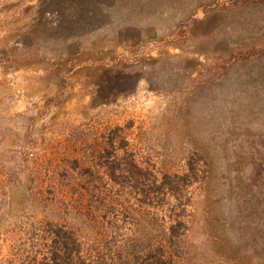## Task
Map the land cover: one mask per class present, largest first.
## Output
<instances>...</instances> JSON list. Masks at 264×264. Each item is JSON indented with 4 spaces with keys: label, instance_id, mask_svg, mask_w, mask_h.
Listing matches in <instances>:
<instances>
[{
    "label": "trees",
    "instance_id": "obj_1",
    "mask_svg": "<svg viewBox=\"0 0 264 264\" xmlns=\"http://www.w3.org/2000/svg\"><path fill=\"white\" fill-rule=\"evenodd\" d=\"M108 1L74 0L77 11H55L53 18L38 7L29 31L14 43L31 54L40 30L50 26L49 39L73 45L80 33L107 21L101 5ZM227 2L264 7V0ZM206 6L202 17L191 15L190 25L155 39L167 48L157 56L106 61L88 80L93 107L134 95L142 81L150 91L181 98L174 118L187 143L183 168L155 170L127 148L119 127L105 135L102 173L71 171L67 187L54 179L44 187L48 174H22L0 157V209L25 202L32 213L17 239L25 236L22 252L18 242L13 256L0 250V264H189L193 252L206 264H264V31L237 32L226 21L230 11ZM121 32L134 43L144 38L138 28ZM117 209L134 212L140 227L156 224L161 238L145 248L135 238L114 251L92 253L83 222L105 221Z\"/></svg>",
    "mask_w": 264,
    "mask_h": 264
},
{
    "label": "rangeland",
    "instance_id": "obj_2",
    "mask_svg": "<svg viewBox=\"0 0 264 264\" xmlns=\"http://www.w3.org/2000/svg\"><path fill=\"white\" fill-rule=\"evenodd\" d=\"M205 3V11H230L226 21L237 32L264 31L263 6L233 8L227 0H109L101 5L107 21L80 33L73 45L63 38L49 39L51 28L47 26L40 30L42 34L28 54L14 41L17 35L29 31L37 8L46 11L47 18H53L55 11L71 15L77 11L74 0H0V157L22 174H48L44 187L53 179L67 187L71 171L102 173L98 160L107 154L103 149L105 135L119 127L127 148L141 161L154 163L155 170H181L187 143L177 135L174 118L181 98L150 91L142 81L134 95L93 107L89 104L88 80L93 67L106 61L133 62L157 56L167 48L155 39L176 34L182 23L190 25L191 15L202 17ZM127 28L142 30L143 40L131 41L129 33L121 32ZM59 79L65 80L61 86ZM17 208L0 209V250L9 257L18 249L16 242L22 252L25 236L22 242L17 239L25 233L21 227L25 217L32 214L25 202ZM111 212L107 219L112 222L99 218L83 222L86 247L92 253H104L109 248L114 251V247L126 241L130 244L135 238L136 246L145 248L149 241L161 238L151 221L153 231L148 226L140 227L142 223L134 212ZM19 257L21 262L23 256ZM189 264L206 262L193 252Z\"/></svg>",
    "mask_w": 264,
    "mask_h": 264
}]
</instances>
